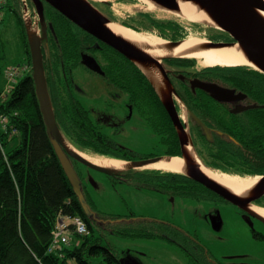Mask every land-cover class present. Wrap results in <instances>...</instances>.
I'll list each match as a JSON object with an SVG mask.
<instances>
[{"label": "trees", "instance_id": "obj_1", "mask_svg": "<svg viewBox=\"0 0 264 264\" xmlns=\"http://www.w3.org/2000/svg\"><path fill=\"white\" fill-rule=\"evenodd\" d=\"M5 7L15 14L20 26L23 57L20 62L0 65V264H121L123 257L109 243L104 244L101 237L94 234L95 226L101 232L107 229L109 233L122 236L163 237L172 241L180 236L185 241H193L194 248L202 252L203 247L194 236L183 233L178 227L161 219L154 218L155 222H151L150 218L134 213L125 218L95 210L93 200L76 169L75 164L79 162L71 159L81 180V190L89 210L83 208L54 151L42 118L31 77V58L21 2L3 0L0 22ZM150 14L147 11H137L133 17L138 22L146 21ZM44 16L47 36L42 44L43 55L47 43L48 51H55L52 61L56 60L58 63L71 59L77 48L87 40L74 33L71 22L50 5H46ZM153 20L160 28H168L185 36V24L182 21L181 32L179 20ZM110 56V69L107 73L115 76L111 80L112 84L128 92L136 109L156 128L161 114L151 101L149 92L153 89L147 78L124 56ZM9 65L17 68L13 79L6 75L7 69L11 68ZM43 65L55 120L65 140L85 153L123 156L111 151L106 143L108 135L99 129L89 111L80 103L75 90L76 84L69 72L71 67L51 65L48 56H43ZM213 68L219 71L223 81L237 80L235 83L241 85L239 82L244 79L243 74L240 75L230 66ZM259 109H263L262 106ZM163 124L165 130L169 128L166 121ZM257 130L261 135L257 136L260 141L256 145L195 149L203 164L212 170L242 176L260 175L264 173V122L262 127L258 125ZM166 132L170 134V131ZM164 153L180 155L181 148L169 146ZM134 170H124L128 176L126 180H140L150 188L168 195L194 199L206 197L203 190L207 189L184 173L150 169L148 173L131 174L130 171ZM118 173L119 171L116 174ZM78 216L84 222L86 231L79 233L68 222V227L63 231L68 240L53 244L57 219L66 217L70 221V218ZM127 220L131 224L121 225L120 222L125 223ZM205 257L202 255V261Z\"/></svg>", "mask_w": 264, "mask_h": 264}, {"label": "flooded vegetation", "instance_id": "obj_2", "mask_svg": "<svg viewBox=\"0 0 264 264\" xmlns=\"http://www.w3.org/2000/svg\"><path fill=\"white\" fill-rule=\"evenodd\" d=\"M91 4L96 7L104 16L110 20L116 21L121 25H126L128 28L135 31H139L143 34L156 35L162 39L167 40L172 43L173 41H178L182 38L178 33H174L173 30L168 28L162 29L157 26L156 22L153 20H159L156 14H150L146 21H137L133 15L136 13H117L116 8L113 6L112 0L98 1L89 0ZM121 0L120 2H122ZM131 2L132 0H126ZM47 2L43 1V14ZM53 9V6L50 5ZM56 10V9H55ZM58 11V10H56ZM59 12V11H58ZM62 14V13H61ZM63 15V14H62ZM66 17V16H65ZM45 18V16H44ZM67 18V17H66ZM71 22V27L74 33H77L81 38L86 39L80 47L77 48L75 53L72 55L71 59H66L65 61L56 60L52 61L54 58V50L48 51V44L46 43V49L44 52V58L48 56L51 65L59 66H69L71 67L69 72H71V78L75 82L74 70L76 68H82L88 73H94L99 75L106 83L110 84L113 88H116L120 92L126 94V98L122 103L123 108L127 118L134 116L144 124L157 136V143L154 144L156 150H151L149 152H140L137 150H130L128 148H123L118 142L110 139L107 140V145L110 146L111 151L123 156H113L112 158H117L124 160L125 162L140 161L149 158H157L166 156L164 151L169 146L182 147V140L190 144L200 159L202 165L211 172H221L223 171L212 170L203 164V161L199 157L195 148H208V147H239V146H251L259 143L257 136L261 134L256 131L258 125L263 126L264 122V72L255 68L252 65L237 64V65H206L202 63L201 58L195 56H174L166 55L160 58H156L155 62L147 63L145 66L156 69L161 77V80H156L149 77L134 61L126 57L118 49L114 48L110 44L106 43L104 40L98 38L97 36L87 32L82 27L78 26L72 20L67 18ZM163 20L168 18H162ZM179 28L183 27V23L178 21ZM46 23V21H45ZM181 25V26H180ZM40 27V26H39ZM162 27V26H161ZM196 29H195V28ZM192 29L197 37L202 38L206 41H233L234 39L223 30L212 28L203 23H193ZM200 29V30H199ZM170 30V31H169ZM182 32V30H181ZM42 34V29L39 32ZM47 34L41 40V47L46 39ZM190 36V35H189ZM195 36V35H192ZM187 37V36H186ZM89 42V43H86ZM47 54V55H46ZM116 54H120L127 58L133 66L139 68L145 77L147 78L153 91L149 92L151 94V101L158 107L157 110L161 114L158 119V126L155 128L151 126L149 120L140 111L136 109L134 102L130 101L128 92L123 89L116 87L112 84L111 80L115 77L109 75L107 70L110 69V59ZM154 57V56H152ZM155 58V57H154ZM216 66H230L235 71H238L240 75L243 74V81L239 82L241 85L236 84L237 80L233 81H223L221 79L219 71ZM228 68V67H227ZM224 69V68H223ZM76 84V83H75ZM224 87L228 90H219L217 87ZM208 88V89H207ZM78 97V96H77ZM80 100V98L78 97ZM104 100V99H103ZM102 100V101H103ZM100 99V102H102ZM165 102L167 104L173 105L171 111L177 122L174 123L172 116L170 115ZM80 103L82 104L81 100ZM82 106L89 111L92 116V120L96 122L99 129L102 130V120L100 115L92 113L83 104ZM262 106L263 109H259ZM171 107V106H170ZM113 116L119 111L116 108H109ZM260 116V117H259ZM149 119L151 118L148 116ZM152 119V118H151ZM134 120V119H133ZM169 127L166 130L165 124ZM180 124V126H179ZM160 125V126H159ZM263 129V128H260ZM133 133L135 129H130ZM164 130V131H163ZM166 131H170L168 134ZM182 152V151H181ZM94 154V153H93ZM100 155V154H99ZM181 155V153H180ZM108 156V155H101ZM182 157L179 155H173ZM111 157V156H109ZM131 169V168H129ZM134 172L130 171L131 174H144L148 173L150 169H159L154 167H146V165L136 166ZM127 169L119 170L118 174L110 175V177H117L119 175H124L126 180ZM167 170L169 169H159ZM177 172V171H174ZM183 173V172H180ZM185 174V173H184ZM229 174V173H226ZM264 174V173H263ZM240 177H259L257 175H236L229 174ZM262 175V174H260ZM128 177V176H127ZM191 178V177H190ZM192 179V178H191ZM194 180V179H193ZM196 181V180H195ZM198 182V181H197ZM200 183V182H198ZM202 184V183H200ZM203 185V184H202ZM204 186V185H203ZM203 190L206 197L198 200H213L222 201L223 203L229 204L234 208L236 224L240 226V229L234 231H240L239 234H233L232 237L241 238L249 237L248 240L253 245L264 242V221L256 217L253 212L254 207L261 206L264 207V195L251 201L247 204L245 208H241L232 202L225 199L223 196L217 192L207 188ZM163 193V192H161ZM167 194V193H164ZM168 195V194H167ZM174 196V195H168ZM194 199V198H193ZM253 206V207H252ZM253 211V212H252ZM257 213V212H256ZM259 214V213H258ZM162 220V219H161ZM165 223L172 224L169 221L162 220ZM220 220L218 216H212V223L214 226L219 225ZM177 227V225H175ZM224 228V227H223ZM180 229V228H178ZM181 230V229H180ZM232 230V229H231ZM183 233L184 231L181 230ZM196 238V237H195ZM197 239V238H196ZM174 241V240H173ZM199 245L201 243L199 242ZM202 252L200 251V257L203 258V263L205 264H228L223 261L220 257L216 256L212 251H209L201 245ZM185 248V246H184ZM251 251V250H250ZM245 258L243 260H238L235 264H255L254 253H243ZM258 254V263L264 264V255ZM230 256H227V258Z\"/></svg>", "mask_w": 264, "mask_h": 264}, {"label": "rangeland", "instance_id": "obj_3", "mask_svg": "<svg viewBox=\"0 0 264 264\" xmlns=\"http://www.w3.org/2000/svg\"><path fill=\"white\" fill-rule=\"evenodd\" d=\"M112 1L117 13L147 11L160 18L176 19L185 24L184 37L197 36L192 25L201 22L190 21L176 13H168L157 6L150 7L143 0ZM31 5H33L32 2ZM19 36L20 26L16 21V16L5 7L3 19L0 22L1 66L22 60L23 50ZM74 78L77 96L92 113L100 115L102 131L110 139L118 142L123 148L133 151L149 152L153 148L156 150L154 144L157 143V136L149 127L144 125L138 117L136 119L135 113L132 119L127 118L122 106L126 98L124 92L113 88L99 75L88 73L80 67L74 70ZM100 99L104 100L100 102ZM106 106L116 108L119 112L113 116ZM132 128L135 129L136 134L130 130ZM86 154L94 155L93 153ZM75 166L80 173L85 189L93 200L92 206L95 210L106 214H118L125 218L130 213H134L137 216L150 218L151 222H155L154 218L169 221L172 225H177L184 232L196 237L201 245L228 264H235L236 261L243 260L245 258L243 253L250 252L255 255V264H259L257 253L264 255V242L253 245L249 242V237H232L233 234H239L240 231L234 230H239L240 226L236 224L238 221L235 220L234 208L229 204L222 201L198 200L177 195L168 196L150 188L147 183L140 180H124V175L110 177L104 172L81 163H76ZM213 215L218 216L220 220L216 227L212 223ZM128 221L130 222L127 220L125 223L123 221L120 223L125 225L129 223ZM94 234L101 237L100 240L104 244L109 243L120 257H133L140 264L203 263L200 250L194 248L193 241H185L180 236H176L174 241L163 237L122 236L109 233L107 229L101 232L97 226L94 228ZM184 246L187 247V250ZM227 256L230 257L227 258ZM251 263L253 264V262Z\"/></svg>", "mask_w": 264, "mask_h": 264}, {"label": "water", "instance_id": "obj_4", "mask_svg": "<svg viewBox=\"0 0 264 264\" xmlns=\"http://www.w3.org/2000/svg\"><path fill=\"white\" fill-rule=\"evenodd\" d=\"M43 1L53 6L56 10L64 16L72 20L78 26L85 29L87 32L97 36L110 44L114 48L122 52L126 57L134 61L140 68L142 65L156 61L146 51L140 49L129 41L115 35L108 27L107 23L116 21L110 20L104 16L96 7H94L89 0H27V3L32 11L36 14L37 25L33 27L30 16L23 18V23L26 30V37L31 58V77L34 82V89L37 96L39 108L44 120L47 134L50 137L54 151L60 161V164L72 184L76 195L82 203L85 210L88 205L84 201V196L81 190V180L73 166L71 159L79 163L93 168L95 170L104 172L108 175L116 174L119 170L107 166L98 165L87 158H85L80 150L71 146L62 135L56 120L50 100V95L47 87V81L43 65V53L41 47V40L45 37L46 23L43 14ZM106 1V0H98ZM155 6L170 11L179 10L178 0H150ZM196 2L213 21L212 24H206L215 29L223 30L228 33L234 40L225 41H208L209 46H227L237 43L240 49L244 52L250 64L255 68L264 72V0H187ZM31 2L33 5H31ZM199 22V21H197ZM40 26V27H39ZM126 26V25H123ZM127 27V26H126ZM42 29V34L40 30ZM139 32V31H137ZM183 39V38H182ZM180 39V40H182ZM173 41L171 44H178L180 41ZM142 69V68H141ZM143 70V69H142ZM219 90H228L224 87H217ZM208 89V88H207ZM165 105L173 118L174 123L177 122L172 115L171 109L173 105ZM171 106V107H170ZM178 126V125H177ZM180 126V124H179ZM181 143V155L185 158L186 171L183 172L192 179L202 183L207 188L217 192L233 204L245 208L247 204L264 195V174L257 175L256 180L250 191L246 196H240L230 189L226 188L219 182L204 174L196 164L191 161V158L185 147L188 143ZM71 147V149L68 147ZM74 150H73V149ZM173 156V155H166ZM166 156L149 158L140 161L127 162L126 168H134L136 166L147 165L156 162ZM182 172V171H181ZM249 211V210H248ZM250 212V211H249ZM253 212V211H252ZM251 213V212H250ZM253 214L264 221V217L256 212ZM121 264H140L133 257H123Z\"/></svg>", "mask_w": 264, "mask_h": 264}, {"label": "bare ground", "instance_id": "obj_5", "mask_svg": "<svg viewBox=\"0 0 264 264\" xmlns=\"http://www.w3.org/2000/svg\"><path fill=\"white\" fill-rule=\"evenodd\" d=\"M150 7L155 6V4L150 0H143ZM179 10L170 11L166 10L168 13H176L180 16L190 20L199 21L206 24H212L213 21L208 16V14L200 8V6L194 1L178 0ZM264 16V11H262ZM107 27L115 34L121 38L129 41L140 49L146 51L155 58H160L166 55L174 56H195L201 58L203 64L208 65H237V64H250L244 52L240 49L237 43L227 45V46H209L208 41L199 38L197 36H187L180 40L178 44H171L165 39H162L156 35H149L137 32L119 23L109 22ZM143 71L151 78L156 80H161L159 72L148 66L139 64ZM71 149V147L68 145ZM73 149V148H72ZM186 151L188 152L191 161L200 168V170L206 174L208 177L219 182L226 188L230 189L232 192L240 195L246 196L256 180L259 177H238L234 175H229L221 172H209L201 163L200 159L195 154L192 146L190 144L186 145ZM74 150V149H73ZM80 153L88 160L101 165L107 166L113 169H129L126 168L127 162L121 159L112 158L109 156H101L99 154L88 155L85 152L80 151ZM185 158L178 156H166L156 162L149 163L146 167H154L159 169H169L177 172H185ZM132 169V168H131ZM253 207V206H252ZM254 210L264 217V207L256 206ZM77 216V215H76ZM73 217V216H71ZM81 218L80 216H78ZM68 220L66 217H59L56 223ZM72 220V218H70ZM73 224V223H71ZM74 226V225H73ZM68 227V226H67Z\"/></svg>", "mask_w": 264, "mask_h": 264}, {"label": "built area", "instance_id": "obj_6", "mask_svg": "<svg viewBox=\"0 0 264 264\" xmlns=\"http://www.w3.org/2000/svg\"><path fill=\"white\" fill-rule=\"evenodd\" d=\"M21 8H22V17L30 16L33 27L37 25V18L34 11H32L27 3V0H20ZM3 0H0V7L2 6ZM17 72L16 67H11L7 69L6 75L9 79H13ZM68 222L73 223L76 228V231L79 233H83L86 231L85 224L79 217H74L72 220L67 221L64 220L62 222L57 223L56 225V232L53 240V244L58 242H66L68 240L67 235L63 234L64 229L67 227Z\"/></svg>", "mask_w": 264, "mask_h": 264}, {"label": "crops", "instance_id": "obj_7", "mask_svg": "<svg viewBox=\"0 0 264 264\" xmlns=\"http://www.w3.org/2000/svg\"><path fill=\"white\" fill-rule=\"evenodd\" d=\"M227 173V172H226Z\"/></svg>", "mask_w": 264, "mask_h": 264}]
</instances>
